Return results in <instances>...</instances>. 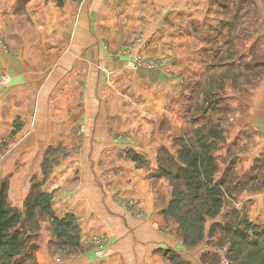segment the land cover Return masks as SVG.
Instances as JSON below:
<instances>
[{
  "label": "rangeland",
  "instance_id": "1",
  "mask_svg": "<svg viewBox=\"0 0 264 264\" xmlns=\"http://www.w3.org/2000/svg\"><path fill=\"white\" fill-rule=\"evenodd\" d=\"M31 1L0 0V82L11 79L10 65L78 61L77 52L85 61L93 49L91 61L98 67L121 60L133 71L154 73L151 86L156 83L164 106L175 111L150 119L152 142L141 147L156 154L148 160L137 158L129 133L112 131L121 142L117 153L145 168L153 181L149 216L131 195H115L121 188L115 171L106 176L111 200L139 221L155 218L148 224L150 237L139 242L141 264H264V0H37L28 6ZM83 19L78 40L72 32ZM162 82L174 92L164 93ZM9 83H0V91ZM82 83L78 93L87 86ZM84 127L75 124L71 131L82 135ZM15 131L0 142V188L19 221L8 230L0 264H42L40 231L53 235L61 223L66 224L61 235L70 232L78 245L69 252L53 247L59 253L96 259L116 253V229L113 237L81 236L73 227L76 217L54 214L51 194L37 178L45 182L51 169L43 166L38 173L29 167L35 157L24 154V142L14 158L21 136ZM165 133L167 144H161ZM81 144L47 151L45 159L80 155ZM8 159L13 167L3 170ZM75 171L71 178L77 181ZM13 234L18 245H11ZM58 240L59 247L67 245ZM98 240L104 249L99 256Z\"/></svg>",
  "mask_w": 264,
  "mask_h": 264
},
{
  "label": "crops",
  "instance_id": "2",
  "mask_svg": "<svg viewBox=\"0 0 264 264\" xmlns=\"http://www.w3.org/2000/svg\"><path fill=\"white\" fill-rule=\"evenodd\" d=\"M36 1L27 4L29 6L38 2ZM104 1L106 0H95L96 3ZM84 20H79L81 22H78L72 32L78 34L77 39L80 37L79 32H83L81 23ZM30 34L32 33L26 30V36H32ZM92 53L93 49L89 51V58L86 57L85 61L80 60L77 52L73 56H78V61L64 59L46 66L28 59V66L23 62L17 66L10 65L6 70L11 77L10 83L0 91V136H3L0 142L17 130L16 135L21 136L13 146L15 150L12 148V152L15 151L14 158L24 142V154L35 157V160L30 161H34V164H29V167L35 168L38 173L43 166L51 169L45 182L40 175L37 178L38 182L44 183L41 189L51 194L54 214L59 218L76 217L77 223L73 227L79 229L81 236L105 232L113 237L116 229L117 247L113 250L116 253L111 252L108 259H96L88 254L77 255L75 252L59 253L55 248H69V252L78 245L69 236L70 232L68 235H61L62 227L66 224L56 226L57 231L53 235L49 229L43 233L40 231L41 251L38 258L42 260V264H141V258L136 257L141 250L139 242L143 245V239L150 237L148 224L155 220L149 217L152 213L149 211L151 197L148 194L153 183L151 176L145 168L136 167L129 156L117 153L121 142L113 138L112 131L129 133L133 141L132 147L138 151L137 158L144 156L148 160L153 153L156 154L151 148L148 151L152 142L149 135L150 119L158 117L161 112H165L163 115L167 118L172 113L175 114V111L164 106L167 101L158 92L160 90H156V83L151 86L154 73L147 70L133 71L121 60H107L106 68H101L96 61H91ZM24 55L26 56L25 53ZM86 68V71L81 72ZM66 69L74 71L73 74ZM84 81L87 86L78 93ZM126 82L129 84L124 89ZM162 83L164 93L168 89L174 92L169 83ZM121 84L122 88L117 86ZM75 124L84 125L86 133H73L71 126ZM176 127L180 129V124L174 125L175 132L178 130ZM27 130L32 132L22 140ZM165 138L166 133L159 139V143L165 144ZM80 141L83 149L80 155L57 160L45 159L44 153L47 151L52 150L54 153ZM143 145H148L146 151H143ZM141 150L142 153H139ZM11 163L10 159L6 160L2 169L12 168ZM72 167L80 174L77 181L71 178L75 171ZM112 171H115L116 176ZM111 174L121 185L115 195L129 194L134 197L137 206L148 212L146 219L139 221L131 217L123 206L114 202V198H109L111 189H108L106 176ZM42 222V226L50 228L48 220ZM61 238L64 240L63 244L67 245L59 247L58 239ZM56 256H60L62 260L57 262Z\"/></svg>",
  "mask_w": 264,
  "mask_h": 264
},
{
  "label": "trees",
  "instance_id": "3",
  "mask_svg": "<svg viewBox=\"0 0 264 264\" xmlns=\"http://www.w3.org/2000/svg\"><path fill=\"white\" fill-rule=\"evenodd\" d=\"M16 212L10 209L5 201V188H0V250L6 245L9 234V228L14 226L19 220ZM11 245H18L17 235H11Z\"/></svg>",
  "mask_w": 264,
  "mask_h": 264
},
{
  "label": "built area",
  "instance_id": "4",
  "mask_svg": "<svg viewBox=\"0 0 264 264\" xmlns=\"http://www.w3.org/2000/svg\"><path fill=\"white\" fill-rule=\"evenodd\" d=\"M10 79L7 77H3V79L1 80V85H6V84H8L10 81H9ZM96 251H97V253H98V256L99 255H102L103 253H104V249H103V243L101 242V240H98V242H97V246H96Z\"/></svg>",
  "mask_w": 264,
  "mask_h": 264
}]
</instances>
